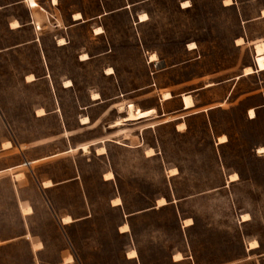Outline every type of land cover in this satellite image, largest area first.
Returning <instances> with one entry per match:
<instances>
[{"label": "rangeland", "instance_id": "374dc122", "mask_svg": "<svg viewBox=\"0 0 264 264\" xmlns=\"http://www.w3.org/2000/svg\"><path fill=\"white\" fill-rule=\"evenodd\" d=\"M183 1L0 0V139L13 141L0 166L84 143L23 165L16 184L0 173V264H50L70 248L96 264H124L121 214L108 204L115 196L134 212L126 238L139 261L126 264H264V70L253 58L264 41V0ZM247 66L254 71L244 74ZM166 91L173 97L162 100ZM181 93L195 105L179 108ZM129 106L151 115L107 128ZM42 107L46 115L36 116ZM86 115L92 122L79 125ZM99 137L109 140L89 149L85 142ZM21 202L34 213L21 214ZM63 214L87 217L66 226L69 243ZM36 238L41 253L31 248ZM177 251L184 259L173 262Z\"/></svg>", "mask_w": 264, "mask_h": 264}, {"label": "crops", "instance_id": "0c3cea01", "mask_svg": "<svg viewBox=\"0 0 264 264\" xmlns=\"http://www.w3.org/2000/svg\"><path fill=\"white\" fill-rule=\"evenodd\" d=\"M264 8V7H263ZM262 8V9H263ZM262 11V10H261ZM240 77V76H239ZM64 86V85H63ZM72 86V85H71ZM65 87V86H64ZM70 87V86H69ZM172 97H173V95H172ZM171 97V98H172ZM180 97H181V94H180ZM99 99V98H98ZM170 99V98H169ZM93 100H96V99H93ZM165 100H167V99H165ZM181 102H182V100H181ZM40 108V107H39ZM43 108V107H42ZM155 108V107H154ZM179 108H181V109H183V110H188V109H184L183 108V104L181 103V106L179 107ZM44 109V108H43ZM142 109H145V108H142ZM156 109V108H155ZM126 112V111H125ZM44 115H46V110L44 109V113L43 114H37L36 113V116H38V117H41V116H44ZM83 116H85V115H83ZM86 116H88L89 117V122L88 123H81L80 122V119H79V125H88V124H90L91 122H92V118L89 116V115H86ZM153 116V115H152ZM123 117V116H122ZM252 118H254V117H252ZM147 119V118H146ZM141 120H144V119H140V120H136V121H129V122H131V123H133V124H137L139 121H141ZM115 121V120H114ZM112 123V122H111ZM110 123V124H111ZM110 124L107 126V128H114V127H117V128H119V129H122L123 127V125L124 124H122V125H117V126H110ZM222 135V134H221ZM69 136H71V135H69ZM69 136H67V138H69ZM220 136V135H219ZM218 136V137H219ZM217 137V138H218ZM107 140H109V138L108 137H99V138H95V139H90L88 142H85L86 144H89V149H90V146H93V145H95V144H97V143H103V142H105V141H107ZM6 141H10V145H8V146H3V142H6ZM81 144H84V143H79V144H75V145H69L68 147H65L64 149H61V150H59V151H56V152H51V153H48V154H45V155H43V156H40V157H37V158H30V159H28V158H24V160L23 161H21V162H16V163H14V164H7V165H5V166H0V173L1 172H4L6 175H9L10 176V178H11V180H13V182H14V184H16L17 182H20V181H22L23 180V178H26V170H22V166L23 165H26V164H32V163H35V162H37V161H41V160H44V159H47V158H49V157H55V156H59V155H61V154H64V153H68V152H73L74 150H76V149H80L79 148V146L81 145ZM26 146H28L27 144H26ZM99 146H103V145H99ZM99 146H96L95 147V149H96V152H97V147H99ZM13 147V141L11 140V139H3V138H1L0 139V151H2V150H6V149H10V148H12ZM19 148H20V150H22L23 148H25V147H23V146H21V144H19V146H18ZM70 147H72V148H74L72 151H69V149H70ZM82 150V149H81ZM98 153V152H97ZM103 153H105V152H103ZM103 153H98V154H103ZM8 171H10V174L8 173ZM108 171H111V170H107L106 172H108ZM106 172H104L103 173V176H105V173ZM114 175V174H113ZM19 176V177H18ZM78 177V174H73L72 176H70L67 180H62V181H54L52 178H48V177H45V178H42L41 180H39V186H41L42 188H44V189H47V188H50V187H54V186H56V185H58V184H60V183H63V182H67V181H72V180H74V179H76ZM114 178V177H113ZM103 179L105 180V181H107V180H110V179H105L104 177H103ZM112 179V178H111ZM46 180H50L51 182H52V184L50 185V186H44L43 185V182L44 181H46ZM116 197H118V196H115V197H113L112 199H110V201H109V206H111V207H115V208H117L119 211H120V214H121V219H120V221H119V223L116 225V229H115V231H116V234H115V236L116 237H124V242H123V247H120V249H119V252H118V255H117V258H118V260H119V263H121L122 261L124 262V264H126L128 261H130V260H133V261H135L136 262V260L137 261H139V256H138V250H137V248L135 247V246H128V240H127V238H126V234L130 231V224H129V222H128V220H127V217L129 216V215H131V214H133L134 212H126L125 211V208H124V206H123V203H122V200H121V198H120V200H121V202L119 203V204H113V199L114 198H116ZM161 197H163V196H161ZM165 198V197H164ZM22 204H29L30 206H31V208H32V211L30 212V213H27V214H24L23 212H22V210H21V205ZM163 205V204H162ZM36 207H35V205L34 204H32V203H27V202H21V203H19V205H18V209H19V211H20V213L21 214H23V215H31L32 213H34V209H35ZM70 216V218H71V220L70 221H67V222H65V221H63V217L64 216ZM87 219V217H86V215L85 216H83V217H73V216H71L70 214H63V215H61L59 218H58V222H59V228H60V231H61V236H63V238H65V240L69 243V237H68V235L65 233V228H66V226L68 225V224H72V223H76V222H79V221H82V220H86ZM186 219V218H185ZM184 221V220H183ZM124 223H126V224H128V226H129V230H127V231H121L120 230V226L122 225V224H124ZM183 224H184V222H183ZM184 225H186V224H184ZM189 225V224H188ZM26 238H28L29 236H31V233L30 232H27V233H24L23 234ZM1 241H3V240H1L0 239V242ZM40 243V245L39 246H34V243ZM31 248L36 252V253H41L44 249H45V242L43 241V240H41V239H39V238H36L35 240L34 239H32L31 240ZM135 249L136 250V254L137 255H135V257L133 256V257H130L129 255H128V251L130 250V249ZM177 252H180L181 253V251H177ZM176 252H173L172 254H171V256H170V259L173 261V262H177V261H180V260H182V259H184V256L182 255V258L181 259H175L174 258V254H175ZM182 254V253H181ZM59 257L57 258V260L55 261V262H53V263H50V264H96L95 263V261H94V258L93 257H91V255H89V254H85L84 252H82V251H77V250H75V249H67V250H61L60 252H59ZM71 256L72 257V259L71 260H67L66 258L68 257V256Z\"/></svg>", "mask_w": 264, "mask_h": 264}, {"label": "bare ground", "instance_id": "6f19581e", "mask_svg": "<svg viewBox=\"0 0 264 264\" xmlns=\"http://www.w3.org/2000/svg\"><path fill=\"white\" fill-rule=\"evenodd\" d=\"M51 2L53 4H56L57 3V0H51ZM229 3H231L230 0H228ZM189 5V1L188 0H185L182 2V7H187ZM262 14L264 15V10L262 11ZM73 17L74 19L75 18H82V15L81 13L79 12H76L73 14ZM148 18L147 14L146 13H140L139 16H138V19L140 21H144ZM10 26L11 28H17L19 27V21L18 20H12L10 22ZM94 32L96 34L98 33H101L102 30L100 27H96L94 28ZM239 41V42H238ZM237 41V43H243V39L242 38H239ZM194 44V43H193ZM195 46V45H194ZM253 58H254V63H255V66H256V69L257 70H264V41H261L259 43H255L254 44V54H253ZM82 59L85 60V59H88V54L87 53H83L82 54ZM149 61L150 62H157V54L156 53H152L150 54L149 56ZM108 73H112V69L109 68L108 70ZM254 71V69L251 67V66H247L245 69H244V74H250ZM32 75H29V76H26L30 79ZM66 83V86H69L71 84V81L70 80H67L65 81ZM93 95H97V94H93ZM172 97V94L168 91L164 92L162 95H161V99L162 100H165V99H169ZM181 99H182V104H183V108L184 109H187V108H191L195 105V102L192 98V96L188 93H181ZM40 111H43V109H41ZM39 111V112H40ZM151 115V109H145V110H140V111H137L135 110L134 107H126V115L118 120H116L114 123H112L113 126H117V125H122L123 124V121H136V120H140V119H143V118H147L148 116ZM248 115L250 118L254 117L255 116V110L254 108H249L248 110ZM83 119V122L82 123H85L86 121L84 119L86 118H82ZM180 129V128H179ZM224 140L226 139L225 136L223 137ZM7 145H10V141H7L6 142ZM87 146H85L86 148ZM101 152H104L105 151V148L104 147H101ZM262 149H264V146H259L258 147V152L259 153H263L264 154V151H262ZM150 150V149H149ZM148 151V150H147ZM152 151V150H150ZM148 153V152H147ZM151 153V152H149ZM149 155V154H148ZM113 177V173L109 172L106 174V179H110ZM231 177L233 178H237V173H233L231 175ZM160 199V198H159ZM163 200V199H162ZM121 202L120 198L119 197H116L114 200H113V204H119ZM249 214H243L242 218L243 220H247L249 217H248ZM129 230V226L128 224L124 223L122 226H121V231H127ZM251 245L250 247L251 248H256L258 247V243L257 241H253V242H250ZM128 255L130 257H135L136 254V250L135 249H130L128 251ZM175 259H181L182 256L180 254V252H178L177 254L174 255Z\"/></svg>", "mask_w": 264, "mask_h": 264}, {"label": "water", "instance_id": "95a60500", "mask_svg": "<svg viewBox=\"0 0 264 264\" xmlns=\"http://www.w3.org/2000/svg\"><path fill=\"white\" fill-rule=\"evenodd\" d=\"M155 64L157 68H160L163 67L165 63L163 61H160V62H155Z\"/></svg>", "mask_w": 264, "mask_h": 264}, {"label": "snow or ice", "instance_id": "6c2138e0", "mask_svg": "<svg viewBox=\"0 0 264 264\" xmlns=\"http://www.w3.org/2000/svg\"><path fill=\"white\" fill-rule=\"evenodd\" d=\"M262 151H264V149H262Z\"/></svg>", "mask_w": 264, "mask_h": 264}]
</instances>
